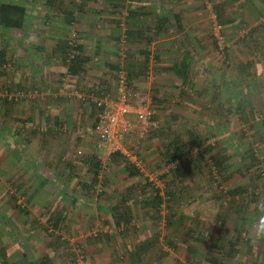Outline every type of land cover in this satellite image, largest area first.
Instances as JSON below:
<instances>
[{
	"label": "crops",
	"instance_id": "crops-1",
	"mask_svg": "<svg viewBox=\"0 0 264 264\" xmlns=\"http://www.w3.org/2000/svg\"><path fill=\"white\" fill-rule=\"evenodd\" d=\"M1 4L22 8L24 18L19 29L0 27V92L20 89L34 96L17 102L0 97V264H78L74 247L83 264H181L183 257L198 264H211L209 259L219 264H264V238L256 236L264 194L250 199L222 197L219 191L254 185L238 172L252 168L250 159L242 168L240 162L234 167L224 162L219 168L222 176L231 178L221 181L200 176L210 165L217 169L213 163L205 167L182 162L180 170L190 174L176 180L178 192L169 188V193L183 211L171 213L176 220L159 236V226L154 225L157 210L145 205L149 193L144 196L138 174L127 176L129 166L121 157H114L99 180L103 188L98 191V181L92 183L87 158L95 157L102 166L111 151L98 148L102 153L96 154L94 108L74 94L99 90L114 96L124 45L126 56L120 63L138 98L157 108L156 119L166 114L170 120L174 112L184 122L201 123L204 128L191 132L214 146L224 141L212 124L219 122L220 107L228 106L227 121H235L233 107L239 104L242 120L251 115L257 122L254 128L251 124V147L245 156L253 152L264 164V115L254 108L263 105L264 113V49L249 51L243 62L228 67L227 73L249 76L238 103L235 93L220 103L225 68L212 67L204 89L203 81L192 77L198 74L180 61L185 56L189 64L206 56L203 5L216 12L227 41L244 37L264 45V0H0ZM71 39L82 61L73 75L67 74L64 63ZM234 55L227 50L228 58ZM227 84L229 91L235 87ZM64 87L71 95L61 94ZM163 107H168L164 114ZM55 125H64L66 132H57ZM121 138L117 146L122 154L126 137ZM159 139H150L155 149L145 157L148 162L160 158ZM170 139L164 143L174 140ZM193 169L199 173L195 178ZM222 249L226 255L219 253Z\"/></svg>",
	"mask_w": 264,
	"mask_h": 264
},
{
	"label": "rangeland",
	"instance_id": "rangeland-1",
	"mask_svg": "<svg viewBox=\"0 0 264 264\" xmlns=\"http://www.w3.org/2000/svg\"><path fill=\"white\" fill-rule=\"evenodd\" d=\"M203 6H204V12H205V20H204L205 24L204 25H205V28H207V33H208V36H207L208 40L204 43L206 45V48L205 50H203L206 53V56H201V57L199 56L198 58H196V60H194L192 63H189V64L188 63L186 64L187 60L185 56H182L180 58V61L182 62L183 65H187L189 69L191 68L192 72L195 71L198 74V75H195L193 73L192 77L195 81L197 79H200L201 81H203L202 88L204 89H205V85H207L208 77L212 75V72H210L211 68L213 67L215 71L217 68L221 69V71L225 68L224 73L222 72L224 79H221L222 81L220 80V83L224 85L221 88L220 103L228 99L229 97L228 95L231 93L233 94L235 93V95H237V97H235L234 102L238 103L239 101H242L239 99H241L244 96L243 88L247 84V82H249V76L246 74H242L240 72H239V75H236V76L235 74L232 75L230 73H227L228 67L232 66L234 62L236 63V65L241 60L243 62L244 61V59L242 58L243 55L251 54V52L249 51L259 50V49L263 50L264 45H262L260 41L255 40L253 38L244 39V37L238 38L235 43H233L232 41L230 42L227 41L228 39L225 38V35L223 33V29H224L223 25L221 24V20L217 18L215 14L216 12L215 13L213 12L211 5H203ZM206 6H208V8H205ZM242 28L244 30V27L241 26L239 31L242 30ZM248 42H250L249 45H248ZM233 48H235V50H233ZM210 49L212 51L209 52ZM227 50L235 52L234 57L228 58ZM201 67L204 68L203 70L204 74L200 73ZM227 79L229 83H234L235 85L234 88L229 87L231 92L229 91V89H227L228 88L227 87L228 82L226 81ZM256 81L258 82V80ZM223 88H224V92H222ZM209 89H211V87ZM216 95H214V97ZM204 99H206V97ZM218 99H219V96H218ZM208 101L210 100L208 99ZM167 108L168 107H163V114L168 110ZM188 108L191 109L190 107ZM192 108L193 110L196 109L195 106H192ZM208 108L210 109V107ZM228 108H229L228 106L220 107L221 114L220 116H218L219 122L212 123L218 128L217 130L218 136L223 137L224 139L223 143H220L219 145L215 144L213 146L211 143H207L206 141H204L201 148L197 149L196 147H192L189 141L190 136L187 134L188 133L187 131L190 130V132L192 131L194 133L195 131H198L199 129L204 128V127L201 126V123L198 124L197 122H184L183 120L180 119L179 115H177L176 113L174 114V112H172L170 120L166 118L167 117L166 114L157 118L156 120L158 121V128L155 131L150 132L147 136L140 137L136 134H133L123 139V143H121L122 145L121 148L125 150L127 155H125L124 153L121 154V150L117 147L118 149L116 151H119L120 154L126 158L127 162L130 163V165L132 164L134 167L139 168L138 171L140 173L137 176L139 177V185L142 182V185L144 187L143 189L144 196L147 195V193H149V198H146V199L150 201L149 199L152 198L153 191H155V189H157L159 191V194L164 198V201L161 202V205L159 207L158 215L156 218H154L155 227L159 226L158 227L159 236H161L162 233L167 232V229L170 227V223L176 220L175 217L171 215V213L177 212V211L178 212L183 211V210L181 211L178 210L182 208V207L180 208L179 202H178V205H176V201H171L170 203L166 202L165 191H167V189L169 191V188H170L172 191L174 190L178 192L179 185L176 186V184H179L180 181L177 183L176 180H178L179 177H184V176L186 177L187 174H190V170H189V172H187L186 175H183V173H182L183 176L182 175L179 176V174L177 173L175 175L174 173L175 167H172L171 165L167 166L164 163L160 155L162 150L164 149L163 148L165 145L164 140H166L168 137H171L170 140H172L174 139L175 135L182 136V139L184 143H186L185 145L187 146V151H188L187 154L181 158V162H184V163L193 161V163H197V162L204 163L205 167H207V165H210L211 163H213L212 157H213V154H215L214 151L219 152L218 154L220 155V158H224L225 156H227L226 161H229L230 165L233 167L235 165H238V162H240L241 168H242L243 163L248 161L247 157L244 156V153L247 152L246 150H248L247 149L248 147H251L250 141H249L250 140L249 133L252 130L251 124L253 125V128H254L255 124L257 123V122H254L255 121L254 117L256 116H254L253 117L254 119H252V116L248 115L249 120H247L246 122L243 121L242 115L241 113H239V110L241 107L239 106V104H237L235 107H233L235 108L236 115H237L236 120L235 121L230 120L231 121L230 122L229 120L227 121V117H229V115L226 114V109ZM251 108L253 107L249 106L247 109L249 110ZM254 108L258 111L259 114L264 115L262 111L263 105L254 106ZM257 111L255 112L256 114H257ZM204 114H207L208 117H211V115H209V113L207 112ZM164 116L166 118L165 120L163 119ZM173 116L175 117L173 118ZM229 119H232V117ZM197 125H199V128ZM153 135L155 136L159 135V137L162 139V140L159 139L160 145H158L157 143V147L160 150V154H159L160 158L158 159L156 157L155 158L150 157L151 158L150 162H148L145 157L149 155L155 149L153 143L150 140ZM120 141H122V138ZM214 141L216 140L214 139ZM207 147H212L213 148L212 152H210L209 154H204L203 159H199V154L201 150ZM100 153H102V150L97 148L96 154L100 155ZM112 153L113 152H111V154ZM156 161L159 164H156ZM110 163H114V162L111 159V156L109 154L107 158H104L102 167L100 169V179L99 180H101V182L103 180V176L105 175V172H107L111 166ZM260 165H261V168H264V164H260ZM240 170L244 172V169H240ZM191 172H193L191 174V177L193 178H195L199 174L196 172V169L191 170ZM202 172H203V175L201 173L200 176H204V174H208L210 177L212 178L214 177L215 180H219V181L225 180V179L227 180L231 178V175L229 176V178L227 177L225 178V176H222V174L219 175V173H217V171L214 168H212V165H210L209 171L206 168L204 171L202 170ZM101 182H98L97 190L101 189L102 187ZM219 185H222V183ZM256 189H259V186L255 188V190ZM145 205H146V202H145ZM176 206H177V209H176ZM175 209L176 211H174ZM74 249L78 250L75 247ZM226 252H227L226 249H222L219 253H221V255L223 254L226 255ZM180 263L181 264H198L194 258L185 259L184 257L180 260Z\"/></svg>",
	"mask_w": 264,
	"mask_h": 264
},
{
	"label": "built area",
	"instance_id": "built-area-1",
	"mask_svg": "<svg viewBox=\"0 0 264 264\" xmlns=\"http://www.w3.org/2000/svg\"><path fill=\"white\" fill-rule=\"evenodd\" d=\"M75 46H77L75 40L71 39L68 42L69 49L65 56L67 64H70L76 55ZM125 56L126 48L121 45L120 57L125 58ZM115 77L114 96L99 90L91 93H74L77 99L84 103L93 104L97 109L92 128L96 137L95 146L97 148L107 147L111 152L118 149L117 140L119 138L133 134L144 137L157 128V121L152 118L154 110L147 102H143L138 98L122 64L117 68ZM61 94L71 95L67 87L61 90ZM32 96L34 95L31 92L20 89L12 92H0V97L14 102ZM54 129L59 133H65L67 130L64 125H55ZM123 153L127 155L126 152ZM77 154L79 155V153ZM74 252L77 255L78 264H83L79 251L75 249Z\"/></svg>",
	"mask_w": 264,
	"mask_h": 264
},
{
	"label": "trees",
	"instance_id": "trees-1",
	"mask_svg": "<svg viewBox=\"0 0 264 264\" xmlns=\"http://www.w3.org/2000/svg\"><path fill=\"white\" fill-rule=\"evenodd\" d=\"M23 18H24V10L20 7L17 6H13L10 4H1L0 5V27L3 29H19L22 25L23 22ZM174 19L178 22V17L175 16ZM75 50L77 49V46H75L74 48ZM124 58L120 57L119 61L117 63L116 66V70L119 67L121 60H123ZM65 63V67L67 68V74H76L77 70L80 67V64L82 63V61L79 59V57L77 56V53L75 55V57L73 58L72 62L70 64H67L64 60ZM128 73V72H127ZM129 77V74H128ZM92 92H96V91H92ZM91 93V92H90ZM12 101V100H10ZM14 102V101H12ZM82 102V101H81ZM84 103V102H82ZM88 105L93 106L94 108V112L96 113V108L93 104H89L86 103ZM151 108L154 110V114L152 116V118L154 120H156V109L154 108L153 105H151ZM161 109V108H160ZM175 116H173L174 118ZM157 128H158V122H157ZM157 128L153 129L152 131H155ZM150 131V132H152ZM190 137H189V141H190V145L192 147H199L201 148L203 142L207 139L202 140L201 138H198L196 135H194L192 132H188L187 133ZM164 152L162 155V159L164 161V163L168 166V165H174V172H176L177 174H179V176L183 173L186 174L185 172H183L181 169V158L184 157L187 154V146L185 145L182 136L180 135H176L174 140L171 141L169 144H165L164 145ZM213 148L212 147H207L204 148L203 150H201L200 152V158H203L204 154H209L210 152H212ZM249 152V151H248ZM219 152H215V154H213V164L215 165V167L217 169H215L217 171V173L222 174L223 169H219L221 168V165L226 162V158L227 156H225L224 158H220V155L218 154ZM247 153V152H246ZM111 159L114 160L115 158H122V160H124V162L129 166V171L127 173V176H135L137 174H139V171L136 167H134L132 164L130 165L129 162H127L126 158L120 154L119 151H114L111 155ZM245 156V153H244ZM248 158V160L250 159V163L252 165V168H248L247 170L244 169V172H242L240 169H238V172L240 173L241 178H244L245 176L250 180L253 179L254 181V185H249V186H245V187H238L236 189L231 190H224V189H220L219 191L222 193V197L226 196V195H246L247 197L251 198H256L261 196L264 193V172H263V168H261V159L259 158V156H255L254 153L252 152L250 155L246 156ZM91 164H90V172L92 174V183H96V181L99 182L100 179V169H101V165L99 163L98 160L95 159V157L91 156L87 158ZM254 167V168H253ZM182 168H185V166H182ZM250 170V171H249ZM182 172V173H181ZM213 180H215V178H212ZM101 181V180H100ZM259 186V189H256ZM168 188V186H167ZM165 196H166V202L170 203L172 200V196L171 193H169L168 189L167 191H165ZM243 197V196H242ZM164 201V198L159 194V191L157 189H155V191H153V197L150 199V201H147L146 204L149 206H153L156 210L157 213L159 212V207L161 205V202ZM158 215V214H157ZM123 220V217L116 219L115 224L118 226V223ZM127 219H124V221H126ZM77 257V255H76ZM209 262L211 264H219L218 261L216 259H209ZM32 264V263H31Z\"/></svg>",
	"mask_w": 264,
	"mask_h": 264
},
{
	"label": "clouds",
	"instance_id": "clouds-1",
	"mask_svg": "<svg viewBox=\"0 0 264 264\" xmlns=\"http://www.w3.org/2000/svg\"><path fill=\"white\" fill-rule=\"evenodd\" d=\"M258 211L259 213H261L260 220L262 221V223H260L257 227L256 236L257 238H264V203H261L258 206Z\"/></svg>",
	"mask_w": 264,
	"mask_h": 264
}]
</instances>
